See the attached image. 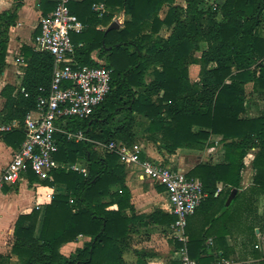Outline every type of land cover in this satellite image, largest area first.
Segmentation results:
<instances>
[{
	"label": "trees",
	"instance_id": "1",
	"mask_svg": "<svg viewBox=\"0 0 264 264\" xmlns=\"http://www.w3.org/2000/svg\"><path fill=\"white\" fill-rule=\"evenodd\" d=\"M46 1L49 13L54 3ZM94 1L73 4L76 9L81 8V13L74 11L72 5L70 12L80 21L93 17L90 9ZM173 2L105 0L109 7L122 9L129 20L120 30L82 31L73 43L75 47L84 43L75 50L80 66L96 65L90 58L95 50H99L100 57H106L104 66L111 70L110 91L88 119H68L63 128L82 130L92 141L131 145L135 141L132 126L136 113L149 120V139L158 141L168 154L178 148L201 149L211 135L220 136L224 162L198 164L188 173L200 180L207 195L195 211L203 223L187 226L189 257L197 264L214 262L213 256H200L208 252L204 242L212 236L213 248L221 251V259L239 251L240 259L250 257L258 260L255 264H264L254 247L255 228L264 235V223H258V227L241 216L242 212L255 215L258 197L264 196V116H244L245 85L253 82V91L264 96V0H219L214 7L206 8L204 0H185V8L170 7L165 19L160 20L161 7ZM82 22L86 24V20ZM163 25L172 26L166 40L158 38ZM143 32L146 34L141 35ZM202 43L206 50L197 61L192 52L199 51ZM148 45L147 55L143 49ZM22 53L26 67L20 88L5 85L0 92L7 123L21 124L37 108L38 97L48 94L52 80L54 60L50 54L27 47L22 48ZM3 62L2 47L0 73ZM197 63L199 81L191 82L188 66ZM150 68L154 69V79L146 84L144 77ZM140 88L141 93L134 91ZM10 137L17 141L11 143ZM55 138L58 152L54 158L63 163L85 164L87 175L58 169L53 172V181L48 182L26 173L29 184L64 186L65 192H55L42 210L33 208L17 218L12 253L20 264H123L121 253L131 220L122 213L129 207V193L123 186V168L117 155L99 153L89 142H69L59 133ZM3 139L18 149L24 134L19 128L3 134ZM252 148L257 149L252 162L253 186L237 193L226 206L231 191L239 188L243 159ZM112 184H119L121 193H110ZM218 185L222 190L216 194ZM114 203L117 210H108ZM168 220L171 223L174 218ZM232 232L237 237L235 244L228 246L225 236ZM80 235L90 237L83 248L68 258L59 253L62 244L73 242Z\"/></svg>",
	"mask_w": 264,
	"mask_h": 264
},
{
	"label": "crops",
	"instance_id": "2",
	"mask_svg": "<svg viewBox=\"0 0 264 264\" xmlns=\"http://www.w3.org/2000/svg\"><path fill=\"white\" fill-rule=\"evenodd\" d=\"M82 1L84 0H70L68 4L69 10L71 11L70 7L72 5L74 11L76 10L78 14L81 13V8L76 9L73 4H78ZM216 1L219 2V0ZM94 4L103 5L104 12L101 14L95 12L92 9ZM175 6L185 8V0H180V3L175 0L170 5L164 4L158 13L159 19L164 20L169 8ZM47 10L46 0H0V53L2 52V47L4 48V62L0 73V92L5 85H11L16 89L20 88L24 68L26 67L22 48L27 47L34 50L33 42L39 34V20L45 15ZM90 11L93 17L87 16L82 20H86V24L78 19L84 26L83 31L93 29L106 33L113 22L117 23L119 27L117 30H120L125 22L129 20V16L122 9L109 7L105 0H95L91 5ZM106 18H109L107 23L105 22ZM171 33L172 26L163 25L158 33V38L166 40ZM143 34H146V32L141 35ZM76 35L78 34H71L72 43L73 39L77 37ZM261 35L264 38V26L261 29ZM83 44L79 42L77 47H75L73 43L74 49L82 47ZM147 48H149V45L143 49V53L148 55ZM204 50H206V45L202 43L199 51L192 52L194 59L198 61ZM197 54L198 57L196 56ZM90 58L96 65H104L106 63V57H100L99 50L92 52ZM254 68L255 66L251 67L252 70ZM153 70V68L148 69L144 77L146 84L153 81ZM199 71L200 65L198 63L188 66V75L191 82L199 81ZM134 91L141 93L143 89H134ZM244 91V116L248 119L263 117L264 96L253 91V82L246 84ZM154 100L155 97L152 98V101ZM3 104L4 100L0 96V177L6 169L12 154L17 150V147L9 146L4 142L3 134L21 127L16 121L10 123L4 121ZM133 116L132 132L135 135V148L140 151L142 159L157 164H171L175 169L179 167L186 171L187 174L198 164L217 165L224 162V150L220 136L211 135L201 149L178 148L173 154H168L161 148L158 141L149 139V120L136 113ZM13 124L15 127L10 131L1 130L2 127L12 126ZM9 140L14 144L17 138L10 137ZM256 151L257 149L252 148L243 159V168L240 172L241 180L239 188H236V194L249 190L253 186L255 169L252 162ZM79 164L87 170L85 164ZM121 167L124 174L123 186L129 193V207L125 208L122 213L125 218L131 220L126 237V246L122 248L121 253L123 264H181L180 260L183 250H186L189 260L197 264L195 260L189 257L187 247V226L196 222H189L188 219L194 217L196 212L187 217L184 239L176 238L177 234L172 229L175 216L170 213L169 203L163 187L149 181L140 180L136 168L134 170L128 166L121 165ZM218 186L222 188L221 185ZM109 189L110 193H121L119 184H112ZM55 192L64 193L65 187H49L37 182L29 184L27 180L21 181L17 185H6L0 182V264H20L19 258L11 251L14 224L20 215L29 214L33 208L39 206V210H42L50 202L47 195H53ZM108 210H117V205L114 203ZM169 217H173L174 221L169 223ZM197 223L202 224L203 218L201 217V221ZM39 227L40 225L37 227L36 236L38 235ZM255 234L256 243L254 247L260 245V248L262 247V250H264V235L260 234L258 228H255ZM89 241L90 237L80 235L75 241L62 244L59 248V253L68 258L77 249L83 248L84 244ZM225 241L228 246L235 244L229 233L225 236ZM213 246V238L208 236L204 242V248L208 252L200 255L202 258L215 257V261L211 264H255L258 262V260H253L250 257L237 260L236 256L239 255V252L231 255L228 259H221V251L215 250ZM258 251L260 258L264 259L263 251Z\"/></svg>",
	"mask_w": 264,
	"mask_h": 264
},
{
	"label": "built area",
	"instance_id": "3",
	"mask_svg": "<svg viewBox=\"0 0 264 264\" xmlns=\"http://www.w3.org/2000/svg\"><path fill=\"white\" fill-rule=\"evenodd\" d=\"M49 1L54 3V8L40 18L39 34L34 39L33 49L50 54L54 60L50 88L47 95L38 97L37 108L29 112L20 124L24 140L12 154L0 182L6 185L19 184L27 180L25 175L28 171L39 181L48 182L53 181V172L58 169L73 170L86 176V168L79 163H63L54 158L58 152L55 135L62 134L69 142H89L95 151L115 154L121 165L134 170L136 168L140 180L163 187L170 213L175 216L172 229L177 234L176 238L184 239L187 217L194 214L207 197L199 179L189 177L179 167L174 169L171 164H157L142 159L138 149L122 142H96L86 138L82 130L63 128L68 119H88L105 100L110 91L111 70L102 64H78L71 34H80L84 26L70 12V0ZM212 1V7L217 5L214 2L216 0ZM92 9L99 14L104 12L103 5L94 4ZM13 127L14 124L1 130L10 131ZM221 189L218 186L216 194ZM52 196L48 194L47 198L51 200ZM255 249L264 254L260 245H256ZM183 251L181 264H194L187 257L186 250Z\"/></svg>",
	"mask_w": 264,
	"mask_h": 264
},
{
	"label": "rangeland",
	"instance_id": "4",
	"mask_svg": "<svg viewBox=\"0 0 264 264\" xmlns=\"http://www.w3.org/2000/svg\"><path fill=\"white\" fill-rule=\"evenodd\" d=\"M175 1V0H174ZM177 2H179L180 3V0H177ZM216 4H217V2L218 1H214ZM213 1L212 0H204V6H205V8L206 7H212L213 6ZM197 57H198V54L196 55ZM125 144V143H124ZM125 145H127V144H125ZM128 147H130V148H134L135 147V141H134V143L132 144V145H127ZM173 168H174V166H173ZM175 169V168H174ZM248 190H245V191H243V192H247ZM232 206H234V204L232 205ZM254 208H255V215L254 214H250L249 216H247V214H243L244 212H242V214H241V216H242V218L244 219H248V221L249 222H252V221H254V223L256 224V225H258V223L259 224H263L264 223V220H262V218L264 219V196H260V197H258V200H257V202H256V204H255V206H254ZM201 216V215H200ZM202 217V216H201ZM201 217H199L198 215H196V216H194V217H192V218H190V219H188L189 220V222H192V221H196V222H199V221H201ZM244 221V220H243ZM258 227H260V225H258ZM231 236H232V238H233V241H235V239H236V237H237V235L235 234V233H233L232 232V234H231ZM237 252H239V251H237ZM239 254V253H238ZM236 259L237 260H242V259H240L239 258V255H237L236 256Z\"/></svg>",
	"mask_w": 264,
	"mask_h": 264
},
{
	"label": "water",
	"instance_id": "5",
	"mask_svg": "<svg viewBox=\"0 0 264 264\" xmlns=\"http://www.w3.org/2000/svg\"><path fill=\"white\" fill-rule=\"evenodd\" d=\"M118 28H119V27H118L117 23H116V22H113V23L108 27L107 32L110 31V30H117ZM236 192H237L236 189H233V190L231 191L229 197L227 198L226 206H228V205L231 203V201L233 200V198H234L235 195H236Z\"/></svg>",
	"mask_w": 264,
	"mask_h": 264
}]
</instances>
